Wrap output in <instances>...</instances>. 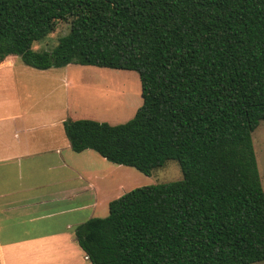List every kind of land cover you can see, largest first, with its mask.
Here are the masks:
<instances>
[{
    "label": "trees",
    "instance_id": "16d2710c",
    "mask_svg": "<svg viewBox=\"0 0 264 264\" xmlns=\"http://www.w3.org/2000/svg\"><path fill=\"white\" fill-rule=\"evenodd\" d=\"M70 23L51 50L32 44ZM132 70L142 102L125 122L67 118L74 152L92 149L150 175L104 217L74 228L91 264L264 260V188L252 132L264 121V0H0V62Z\"/></svg>",
    "mask_w": 264,
    "mask_h": 264
},
{
    "label": "crops",
    "instance_id": "0c3cea01",
    "mask_svg": "<svg viewBox=\"0 0 264 264\" xmlns=\"http://www.w3.org/2000/svg\"><path fill=\"white\" fill-rule=\"evenodd\" d=\"M11 56L0 62V90L33 68ZM67 65L59 74L38 69L45 78H22V94L0 104V264H91L75 226L129 190L118 165L70 147L63 121L88 116L79 112L95 89ZM36 90L44 99H31Z\"/></svg>",
    "mask_w": 264,
    "mask_h": 264
},
{
    "label": "rangeland",
    "instance_id": "374dc122",
    "mask_svg": "<svg viewBox=\"0 0 264 264\" xmlns=\"http://www.w3.org/2000/svg\"><path fill=\"white\" fill-rule=\"evenodd\" d=\"M69 29V21L59 20L55 29L44 38L35 41L32 44V48L34 50H51L56 45L59 37L66 34ZM10 58L23 64L18 55H12ZM25 68L29 67L27 66ZM51 68L50 70H55V74H59V72L63 71V67ZM65 68L75 70L77 73L73 74L77 79L95 89L89 96V98L92 99H90L91 101L85 106L86 110L82 109L79 112L88 115L83 116L85 118L107 121L111 124L125 122L133 116L142 102L140 80L135 71L73 63L68 64ZM17 70H19V67H17ZM26 70L32 71H26L24 74H22V72H17V81L14 83L11 80L8 85L0 90V104L15 100V96L18 92L22 94V89L20 88L23 84L22 78L31 76H33V78L39 76L43 78L46 77L45 73L41 75V72L36 68H29ZM27 84L30 85L29 82ZM33 85L35 87L37 82H34ZM43 95L47 96L48 94ZM31 99L40 100L44 98L40 95V91L36 90ZM40 103L45 104L46 100H41ZM0 110H5V107H1L0 105ZM9 111L11 110L9 109ZM252 141L260 180L264 188V121H260L258 126L253 130ZM117 167L118 172L122 175V179L123 177L125 178L122 180V187H129L127 189L154 183L174 181L182 177L180 166L174 159H169L162 166L154 168L150 175H144L137 169L125 165H118ZM124 168H126V170ZM107 211L96 217L106 216L108 213ZM248 264H264V260Z\"/></svg>",
    "mask_w": 264,
    "mask_h": 264
}]
</instances>
